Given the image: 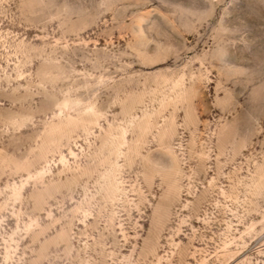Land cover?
Returning a JSON list of instances; mask_svg holds the SVG:
<instances>
[{"label": "rangeland", "instance_id": "obj_1", "mask_svg": "<svg viewBox=\"0 0 264 264\" xmlns=\"http://www.w3.org/2000/svg\"><path fill=\"white\" fill-rule=\"evenodd\" d=\"M0 264H264V0H0Z\"/></svg>", "mask_w": 264, "mask_h": 264}]
</instances>
